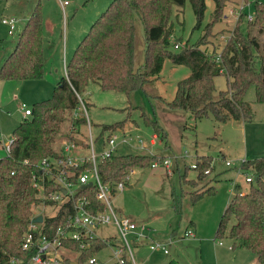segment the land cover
<instances>
[{
    "label": "rangeland",
    "instance_id": "374dc122",
    "mask_svg": "<svg viewBox=\"0 0 264 264\" xmlns=\"http://www.w3.org/2000/svg\"><path fill=\"white\" fill-rule=\"evenodd\" d=\"M60 1L63 0H39L45 26L42 34L43 76L27 80L0 79V157L6 154L3 143L11 138L13 128L24 118L22 104L31 107L34 102L50 97L56 81L63 75V60L68 61L73 47L88 31L92 17L104 11L112 0H65L69 1L65 7V19ZM241 1L226 0L223 16L213 25L206 42L200 46L208 54L217 55L232 36L238 20H241L242 32L248 36L255 35L260 42L255 59L257 65L264 51V25L259 29L252 25L253 20H247L245 16L235 19L228 14L229 9L236 8ZM243 1L250 2L254 14L255 0ZM36 3L37 0H0V67L14 49L21 27ZM205 3L203 21L198 28H194L195 16L189 0L182 7H174L169 36L173 49H179L186 43H196L202 37L214 9L213 0H205ZM7 17L18 20V26L11 34L1 22ZM134 28L133 66L139 71L143 65L145 38L137 15ZM176 43L178 48L174 47ZM189 73L188 66L175 64L166 58L159 74L144 89H136L126 95L120 91L104 90L97 83L89 82L80 93L94 137L98 136L102 125L124 119L123 126H127L128 122L138 126L139 132L134 133H139L146 140L153 132L145 122L147 119L154 120L166 133V138L159 140L152 150L158 156L169 159L168 167L134 168L129 182L112 197V208L117 217L133 218L148 228L147 238L127 236L135 264H259L248 249L227 248L232 243L227 237L229 223L222 237H215L214 234L223 209L235 194L233 185H242L244 191L248 189L245 176L250 173L241 168V162L264 156V102L256 101L254 86H250L244 95L251 106L249 120L219 122L212 116L195 120L189 111L172 109L165 103L173 98L177 82ZM226 77L225 74L215 77L214 98L218 90L227 88ZM69 117L70 113L59 134H66ZM81 130L85 132L86 127L82 126ZM119 150L123 154H145L144 151L123 146ZM203 155L212 159L210 173L196 180L198 172L190 165ZM227 160L229 165L225 163ZM184 173L187 182L183 181ZM188 179H194L195 183H190ZM209 186H214L217 191L192 202L191 194ZM186 229L194 235L184 236ZM96 234L102 238L113 235L120 240V233L114 224H107ZM218 239L224 245H217ZM155 243L164 244L167 252L160 247L151 250L149 245ZM62 252V264L78 263L77 252ZM94 256L98 259L96 264H112L111 246L104 247ZM127 257L130 259L128 252ZM78 264L89 263L85 260Z\"/></svg>",
    "mask_w": 264,
    "mask_h": 264
},
{
    "label": "trees",
    "instance_id": "16d2710c",
    "mask_svg": "<svg viewBox=\"0 0 264 264\" xmlns=\"http://www.w3.org/2000/svg\"><path fill=\"white\" fill-rule=\"evenodd\" d=\"M213 1L214 9L202 37L198 42L186 43L179 49H173L169 40L170 17L174 7H182L186 0H112L99 13L66 62V76L59 78L50 97L32 104L31 114L12 130L9 154L0 157V264H8L12 256L27 261L32 253L21 248L30 204L35 200V190L30 185L31 171L41 158L56 155L54 143L57 135L66 116L79 104L77 94L89 82L97 83L104 90L129 95L151 83L161 71L164 59L169 58L190 70L177 82L173 98L165 101L169 108L189 111L195 120L212 116L219 122H225L251 118V106L244 99L250 86H254L256 101L264 102V51L256 65L260 42L255 35L248 36L242 32L241 20L221 50L218 62L215 54H208L201 48L213 25L224 14L226 0ZM189 2L195 16L194 28H198L203 21L205 0ZM253 6L255 16L252 25L262 29L264 2L255 0ZM135 15L141 20L145 38L143 65L139 71L133 66ZM42 50V9L38 1L18 36L14 50L0 67V79H40L44 68ZM220 74L227 76V88L218 90L214 98V79ZM75 122L85 123V118H77ZM125 122L126 119L104 124L102 129L122 128ZM145 122L161 140L166 138L158 123L150 119ZM153 160H159L158 156L119 154L101 161L98 173L102 181L113 188L131 169L150 167ZM211 161L209 156L196 158V167L193 168L198 172L196 180L205 176L204 170L211 168ZM241 168L251 175L248 189L240 192V187H237L220 216L214 235L222 237L229 223L227 237L232 241V248H246L255 255L259 264H264V156L243 160ZM185 173L183 181L187 182ZM188 181L195 183L194 179ZM91 187L82 191L88 189V197L95 209L102 210L103 205L94 198L95 191ZM214 193L215 187L209 186L191 194V199L193 202ZM60 221L62 212L47 218L46 223L55 227ZM65 245L79 252L78 263L107 246L101 238L88 240L84 249H80L76 241Z\"/></svg>",
    "mask_w": 264,
    "mask_h": 264
},
{
    "label": "built area",
    "instance_id": "2783aa9c",
    "mask_svg": "<svg viewBox=\"0 0 264 264\" xmlns=\"http://www.w3.org/2000/svg\"><path fill=\"white\" fill-rule=\"evenodd\" d=\"M66 3L63 1V4ZM228 14L233 15L235 19L244 14L247 20H253L255 16L250 9V2L246 3L243 0L236 8L229 9ZM16 21L15 17L1 19V22L7 26L9 34L15 30ZM174 47L178 48L179 44L176 43ZM215 60L216 62L220 60V53L215 56ZM77 98L79 104L70 112L66 134L60 133L54 143L56 155L41 158L31 171L30 185L35 190V200L30 204V215L22 233L21 248L32 253L27 261L12 256L8 264H62L64 262L62 251H75L79 255L78 251L66 246V242L76 241L79 243V248L84 249L88 246V240L95 238H101L107 246H111L113 264H135L127 236L133 235L135 239L148 237V228L145 224L133 218L117 217L111 204L114 194L129 182L133 169L112 188L108 182L102 181L98 173V164L105 159L123 154L119 150L120 146L144 151L149 156H158L152 149L159 135L152 132L146 140L139 133H134L135 126L130 122L127 126L114 130L101 128L98 136L94 137L83 98L80 94H77ZM22 107H24V117L31 114V107H26L24 104ZM80 117L85 118V123L75 122V119ZM82 126L86 127L85 132L81 130ZM12 141L11 137L3 143L5 155L9 154ZM158 158L159 160L152 161L150 167L162 165L167 168L169 159L161 156ZM225 163L229 165L230 161L227 160ZM190 167L195 168L196 162ZM209 172L210 168L204 170L205 174ZM245 181H251L250 174L245 176ZM89 186L95 191L94 198L103 205L102 210L95 209L94 203L88 197L90 195L88 189L82 191ZM59 212H62V221L55 227L47 225V218L56 216ZM37 216H41L40 222L35 221ZM107 224L116 226L120 240L113 235L102 238L96 234L98 229ZM193 235L190 229L184 232V236ZM216 244L222 246L224 242L218 239ZM156 247L167 252L164 244L149 245L151 250ZM227 248L233 249L231 244H228ZM127 252L130 253V259L127 257ZM87 261L89 264L97 263L94 255Z\"/></svg>",
    "mask_w": 264,
    "mask_h": 264
},
{
    "label": "crops",
    "instance_id": "0c3cea01",
    "mask_svg": "<svg viewBox=\"0 0 264 264\" xmlns=\"http://www.w3.org/2000/svg\"><path fill=\"white\" fill-rule=\"evenodd\" d=\"M38 1H39V0H37V2H38ZM63 1H65V0H63ZM63 1H62V2L60 1V2H59V5H60V8H61V12H62V14H63V17H64V19H65V17H66V15H65V9H66V8H65V7H67V6L69 5V1H68L66 4H63ZM249 1H250V0H249ZM35 5H36V4H35ZM33 9H34V7H33ZM33 9L30 11L28 17L26 18L25 23H26L27 20L29 19L30 15H31V13H32V11H33ZM99 13H100V12H97V13H96V16H98ZM96 16H95V17H92V19H91L92 21H91V22H93V21L96 19ZM91 22H90V23H91ZM25 23H23V26L21 27V31H22V29H23ZM90 23H89V24H90ZM17 26H18V20L16 21V27H15V29L17 28ZM48 27H49V23H48ZM44 30H45V26H44V20H43V18H42V34H43ZM21 31H20V32H21ZM12 33H13V32H12ZM49 33H50V32H49ZM79 40H80V39H79ZM79 40H78V42H79ZM49 42H50V41H49ZM78 42H77V44H78ZM75 47H76V44H75V46L73 47V49H72V51H71L69 57L71 56V54H72L73 50L75 49ZM14 48H15V47H14ZM13 50H14V49H13ZM13 50H12V51H13ZM12 51H11V52H12ZM11 52H10V53H11ZM10 53H9V54H10ZM9 54H8V55H9ZM8 55H7V56H8ZM66 61H67V60H66ZM66 61L63 60V63H62V71H63V72H62V73H63L62 76H66V70H65ZM62 76H61V77H62ZM58 80H59V79H58ZM58 80H57V81H58ZM57 81H56V82H57ZM23 116H24V115H23ZM128 123H130V122H128ZM128 123H127V124H128ZM131 124L134 125L133 123H131ZM134 126H135V125H134ZM137 127H138V126H135V130H133V131H135V132H139ZM150 134H151V133H150ZM150 134L148 135V138L150 137ZM159 140H161L160 137H159L158 141H159ZM158 141H157V142H158ZM157 142H156V144H157ZM156 144H155V145H156ZM155 145H154V146H155ZM154 146H153V147H154ZM203 156H205V155H203ZM161 157H164V156H161ZM152 168H155V167H152ZM210 169H211V168H210ZM209 173H210V172H209ZM207 174H208V173H207ZM248 183H249V182H248ZM238 186L240 187V192H243V191H244V190H243V187H242V185H239V184H234L233 187H232V191H234V192L237 191V190H238V189H237ZM130 187H131V185H130ZM216 191H217V189L215 188V192H216ZM231 196H232V195H231ZM230 199H231V197L229 198V200H230ZM229 200H228V202H229ZM227 204H228V203H227ZM227 204H226V206H227ZM226 206H225V207H226ZM224 209H225V208H224ZM224 209H223V210H224ZM222 212H223V211H222ZM221 214H222V213H221ZM190 224H193V222L190 221ZM188 225H189V224H188ZM219 246H220V245H219ZM96 259H97V258H96ZM97 260H98V259H97ZM108 262L110 263V262H111V259H109ZM112 264H113V261H112ZM227 264H228V263H227Z\"/></svg>",
    "mask_w": 264,
    "mask_h": 264
},
{
    "label": "water",
    "instance_id": "95a60500",
    "mask_svg": "<svg viewBox=\"0 0 264 264\" xmlns=\"http://www.w3.org/2000/svg\"><path fill=\"white\" fill-rule=\"evenodd\" d=\"M35 221L40 222V221H41V216H37L36 219H35ZM70 264H78V263H76V262H71Z\"/></svg>",
    "mask_w": 264,
    "mask_h": 264
}]
</instances>
